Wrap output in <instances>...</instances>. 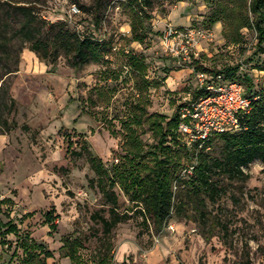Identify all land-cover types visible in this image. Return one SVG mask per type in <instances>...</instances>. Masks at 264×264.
<instances>
[{
  "label": "rangeland",
  "instance_id": "obj_1",
  "mask_svg": "<svg viewBox=\"0 0 264 264\" xmlns=\"http://www.w3.org/2000/svg\"><path fill=\"white\" fill-rule=\"evenodd\" d=\"M94 3H34L47 22H66L67 28L81 37L105 42L109 52L99 63L79 69L63 54L53 65L28 48L20 52L18 71L7 78L15 105L9 113L0 109V222H11L19 231L18 235L3 236L5 228L0 229V264L21 263V250L14 251L13 245L25 234L52 253L46 264H71L62 255L65 238L81 241V264H99L105 255L111 258L108 264H264V164L260 160L242 168L248 176L244 181L219 177L223 195L206 207L187 195V185L178 186L174 204H184L181 216H170L158 230L152 221L143 222L141 206L129 202L116 187L118 212L128 219L104 235L101 223L91 218L95 212L108 217L98 178L85 156L74 154L84 141L111 171L124 159L121 123L129 118L130 107L140 96L150 101L147 114L169 119L176 111L179 97L194 85V74L181 57L175 58L162 46L161 36L169 26L204 29L209 38L200 42L199 55L193 60L214 71L237 67L236 77L263 92L264 44H258L256 32L247 29L242 30L240 45L227 44L221 34L222 23L210 24L215 0H154L148 10L144 44L131 40L130 17L122 1L112 2L101 12L98 25L93 19ZM73 5L80 13L71 14ZM136 53L145 57L150 84L142 95L137 90L141 82L127 65L128 57ZM99 88L106 92L104 105L94 106L89 100L101 102ZM1 117L9 124L14 121L16 127L8 130ZM138 132L144 152L157 154L146 155L147 160L168 156L158 154L159 135L152 133L149 122ZM222 146L216 138L208 155L219 158ZM50 210L54 231L44 216ZM7 242H11L9 248Z\"/></svg>",
  "mask_w": 264,
  "mask_h": 264
},
{
  "label": "trees",
  "instance_id": "obj_2",
  "mask_svg": "<svg viewBox=\"0 0 264 264\" xmlns=\"http://www.w3.org/2000/svg\"><path fill=\"white\" fill-rule=\"evenodd\" d=\"M122 1L130 17L131 40L139 44L146 43L148 31L146 22L150 16L148 12L154 0H95L93 19L96 25L101 20L103 12L112 2ZM169 2H182L183 0H166ZM36 0H0V109L1 112L13 109L15 103L9 94L7 78L18 71L19 54L28 48L45 62L55 64L60 54L68 60L75 69L90 63H99L109 52V46L92 37H81L76 31L67 28L66 22H47L39 14L34 3ZM216 10L210 18V24L222 23L221 34L227 44L240 45L243 42L242 30H254L258 44H264V0H215ZM81 9L82 7L79 6ZM149 10V11H148ZM181 29V28H178ZM131 73L138 77L139 93L145 94L150 88L146 80L147 66L145 57L136 53L127 59ZM194 71L210 74L221 73L231 80L238 81L247 89L249 95H258L252 102L249 113L241 120L242 129L238 133L223 134L218 138L223 142L221 156L211 158L208 152H194L181 145L178 135L177 110L168 119L160 114H147L150 101L140 96L137 102L130 107V116L121 123V132L124 140L121 150L124 153L123 161L112 167L111 171L98 156L88 150L83 141L76 156H85L91 170L98 178V187L104 205L108 207V217L95 212L91 215L93 220L101 223L104 235H108L118 224L126 221L128 216L118 212L119 196L115 192L118 187L123 195L137 207L141 206L143 222L150 220L158 230L166 224L172 215H180L183 203L175 206L177 188L187 185V195L194 197L198 205L207 206L215 204L223 195V188L219 177L227 180H241L248 178L243 167L258 159L264 164V92L257 87L249 86L244 78L236 77L237 67H224L218 71L202 66L199 61L192 60ZM253 85V83H252ZM106 92L101 88L97 90V97L101 102L89 101L94 106L103 104ZM143 97V98H142ZM103 99V100H102ZM106 100L105 104H108ZM104 105V104H103ZM1 123L8 130L16 127L14 121L10 124L6 118L1 117ZM151 124L153 134L159 135L157 148L159 153L168 156L155 160H147L146 155L155 157L154 152H144V146L138 128L147 123ZM72 145L69 142V146ZM173 155V158H171ZM196 155L194 173L188 178L180 176L183 167ZM182 161H184L182 163ZM152 163V164H151ZM176 188V190H178ZM105 211V210H103ZM201 214V210H199ZM47 224L50 231L56 226L52 223V210L46 212ZM224 226V225H223ZM5 228L3 236L18 235L16 225L8 222L2 224ZM226 231V228H223ZM61 247L62 255L70 259L71 264H81L78 250L82 243L78 238H65ZM11 242L5 243L9 248ZM14 251L21 250L20 264H46L52 253L44 245L37 243L29 234L19 236L14 243ZM13 251V254H14ZM111 258L106 255L100 259L99 264H108ZM9 264V263H7Z\"/></svg>",
  "mask_w": 264,
  "mask_h": 264
},
{
  "label": "built area",
  "instance_id": "obj_3",
  "mask_svg": "<svg viewBox=\"0 0 264 264\" xmlns=\"http://www.w3.org/2000/svg\"><path fill=\"white\" fill-rule=\"evenodd\" d=\"M70 11L71 14L80 13L74 5ZM208 35L200 28L178 29L169 26L160 39L164 49L177 59L181 57L182 62L194 74V85L179 97L176 110L178 139L182 146L194 150L196 154L199 151H209L213 138L241 131L243 116L250 112L252 102L259 97L249 95L241 83L224 74L194 71L192 60L198 57L200 42L208 39ZM196 164L194 155L183 167L180 176L184 179L190 177ZM176 188L174 184L173 190L176 191Z\"/></svg>",
  "mask_w": 264,
  "mask_h": 264
}]
</instances>
